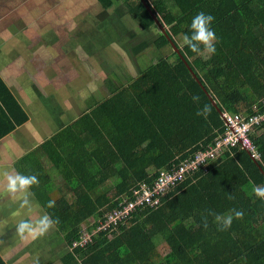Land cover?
Instances as JSON below:
<instances>
[{
    "label": "trees",
    "instance_id": "16d2710c",
    "mask_svg": "<svg viewBox=\"0 0 264 264\" xmlns=\"http://www.w3.org/2000/svg\"><path fill=\"white\" fill-rule=\"evenodd\" d=\"M97 1L105 10L122 2L140 31L158 27L161 56L138 77L109 82L105 100L48 139L65 177L58 202L46 205L66 243L63 264H264V200L252 194L253 185L264 186V120L250 133L257 153L242 142L224 145L161 206L137 203L160 172L228 128L225 113H264V0H144L158 23L142 0ZM199 12L214 17L215 54L176 40ZM6 95L3 114L26 120ZM205 105L207 118L196 114ZM232 209L244 216L225 231L207 215Z\"/></svg>",
    "mask_w": 264,
    "mask_h": 264
},
{
    "label": "crops",
    "instance_id": "0c3cea01",
    "mask_svg": "<svg viewBox=\"0 0 264 264\" xmlns=\"http://www.w3.org/2000/svg\"><path fill=\"white\" fill-rule=\"evenodd\" d=\"M46 1L0 0V168L37 175L39 184L38 187L37 185L32 187L31 193L33 195L30 200L34 206L38 205L37 208H42L48 215L47 210L49 209L46 205L49 201L57 203L56 198L59 197L54 193V190L59 189V184L53 181L51 174L55 170H61L56 165L55 159L49 154V148L46 146L51 135L35 141L40 138H35L36 133L30 127L32 123H37L31 110L32 105L35 104L37 107L39 106L37 103H40L41 107H56L51 111L54 113L52 121L55 116H58L60 110L68 109L70 104L76 105L77 107L70 108L71 111L68 110L69 112L66 113L71 116L66 121L68 123L78 116L83 117L90 108L97 105L95 103L97 101L88 102L90 97L87 96V91H81L80 85L85 82L84 80H78L73 87H71L72 85L65 86V81L71 82L69 78L80 77V68L73 67L74 64L66 63L62 58L65 52L71 55L75 44L65 41L63 43L55 42L56 53L62 52L60 59L54 58L56 53L52 55L51 49L49 52L47 44L43 42V37L47 34V23H43L41 20V18H46V5L44 3ZM39 25L41 31L38 29ZM25 36L30 37L28 42L24 39ZM58 44H62L63 47ZM6 93L10 94L13 101L15 100L25 112L27 118L23 122L16 123V119L12 116L8 118L3 114L8 110L3 106L4 99L8 97ZM71 112L75 113L72 115ZM64 116L59 115L56 124H51L48 129L57 128L58 131L64 127L66 123L57 127V123H60L58 120H63ZM36 131L38 135L39 128ZM20 161L23 166L16 167L15 164ZM60 174L62 175L61 172ZM17 213L19 214L17 215ZM26 214V210L20 209L18 203L3 196L2 182H0V223L2 224L0 254L6 264H34L25 256H28L30 252L40 251L39 249L26 251L30 246L24 244L22 240L5 244L9 234H12L10 232L12 229L9 228L10 222L12 224L17 220L24 219ZM3 228H5V233ZM2 236L5 241L1 238ZM48 241L51 249L44 250L55 251L53 250L54 240ZM18 244L23 247L21 251L18 249ZM10 248L12 249L10 252L14 254L12 257H9ZM15 252H20L21 257L16 258L19 253L16 256ZM23 252L28 253L22 254ZM55 252L65 254L66 247L64 250ZM52 260H54L53 256L51 261L40 264H54ZM62 260L63 256L60 261L62 262Z\"/></svg>",
    "mask_w": 264,
    "mask_h": 264
},
{
    "label": "rangeland",
    "instance_id": "374dc122",
    "mask_svg": "<svg viewBox=\"0 0 264 264\" xmlns=\"http://www.w3.org/2000/svg\"><path fill=\"white\" fill-rule=\"evenodd\" d=\"M44 3L46 5V18H40L43 23H47V34L43 37V42L47 44L49 52L51 49L52 55L56 53L55 42L63 43L65 41L75 44L71 55L64 51L65 53L62 58L64 62H69V64L75 65L73 67L80 68V77L69 78L71 82L65 81V86L72 85L71 87H73L78 80H84L85 82L81 83L80 88L81 91H87L86 94L90 97V101L88 102L103 100L109 94V82L114 81V84L117 81L119 84L124 79L128 80L132 77H138L151 63V60L159 59L161 56V51L156 47V43L154 42L160 35L158 27L153 26L151 29L140 31L138 22L128 15L122 2H115L106 10L100 6L97 0H47ZM38 29L41 31L40 25ZM24 39L28 42L30 37L25 36ZM176 40L182 46V39L177 37ZM20 43L23 42L20 41ZM58 45L63 47L62 44ZM164 52L162 53L164 54ZM61 54L62 52L56 53L54 58L60 59ZM37 104L39 106L35 107V104H33L31 109L34 120L37 123H32L30 126L33 132L36 133L35 138H40L35 141L56 133L57 128L49 130L48 126L56 124L59 115L64 116L69 112L68 110L71 111L70 108L77 107L74 104H70L68 109H59L58 116H55L52 121L54 113H51V111L56 107H41L40 103ZM71 113L73 115L75 112ZM69 118L71 116L68 113L63 117V120H58L60 123H57V127L62 126ZM234 119L232 118V121ZM38 128L39 133L37 135L36 129ZM40 128L43 129L40 130ZM15 165L16 167L23 166L21 161ZM51 177L58 184L65 183V177L63 174H60L59 170L53 171ZM54 193L58 196L61 195L59 190H54ZM56 200L58 201V198ZM43 214L46 213L42 208L35 207L31 215L26 214V217L23 218L35 220ZM18 221L12 224L10 222L9 228L12 229L11 232L14 236H8L5 244H8V242L16 243V239L20 238L15 231ZM1 230L2 224L0 223ZM3 231L5 233V228H3ZM55 231L53 226L45 235L35 240L30 237L20 238L24 244L30 246L26 251L40 250L30 252L25 258L32 260L34 264H40L51 261L53 256L54 260L52 261H54V264H63L60 259L64 254L55 251L64 250L66 243L57 236ZM1 238L3 239V236ZM51 238L55 242L53 247L55 251L52 252L44 250L51 249L48 241ZM20 246L18 244L19 251L23 248ZM163 247L165 248V245ZM11 250L10 248L9 257L14 255L10 252ZM15 253L16 256L19 253L16 258L21 257L20 252ZM24 253L28 252H23L22 254Z\"/></svg>",
    "mask_w": 264,
    "mask_h": 264
},
{
    "label": "clouds",
    "instance_id": "9594fccd",
    "mask_svg": "<svg viewBox=\"0 0 264 264\" xmlns=\"http://www.w3.org/2000/svg\"><path fill=\"white\" fill-rule=\"evenodd\" d=\"M214 21V17L211 14L204 12L197 13L191 20L189 25V33L183 36L182 47L186 46L191 52L200 54L201 46L208 54H215L216 47L214 41L216 40V34L211 27ZM194 102H199L198 96L192 97ZM210 113V107L205 105L203 108L197 111L198 116H204L207 118ZM0 182H2V194L12 202L19 204V208L26 210L28 215H31L34 211V206L30 200L33 195L31 189L33 186L39 184L37 175L23 174L18 171L8 170L0 168ZM251 183V181H249ZM252 194L264 200V186L253 185ZM232 199L233 197H229ZM55 204V201H49L47 207L51 208ZM161 206V205H160ZM19 213H17L18 215ZM214 217V222L218 225V230L225 231L232 225L233 219H243L244 213L241 210L232 209L226 215L215 214L212 212L207 213ZM207 215L202 218V223L205 228L208 226ZM58 220L52 219L49 215L43 214L38 216L35 220L21 219L18 221L15 227L17 235L24 239L30 237L35 240L38 237L45 235L49 229H51Z\"/></svg>",
    "mask_w": 264,
    "mask_h": 264
},
{
    "label": "built area",
    "instance_id": "2783aa9c",
    "mask_svg": "<svg viewBox=\"0 0 264 264\" xmlns=\"http://www.w3.org/2000/svg\"><path fill=\"white\" fill-rule=\"evenodd\" d=\"M224 117L228 128L223 133L215 137L214 141L203 149L195 151L192 156L182 159L176 165H173L171 169L160 172L153 188L144 191L137 203L143 204L142 201H146L153 207L160 206L161 197L168 194L172 188L192 177L199 169L208 166L211 160L217 158L223 152L224 145L242 142L247 149L254 150L257 153L250 133L255 124L264 120V113L250 115L249 117L225 113ZM232 118H235L234 121H232ZM134 205V203L130 204L129 207H134ZM87 241L85 239L82 243L85 244ZM76 245L78 246V243Z\"/></svg>",
    "mask_w": 264,
    "mask_h": 264
},
{
    "label": "water",
    "instance_id": "95a60500",
    "mask_svg": "<svg viewBox=\"0 0 264 264\" xmlns=\"http://www.w3.org/2000/svg\"><path fill=\"white\" fill-rule=\"evenodd\" d=\"M142 3H143V5L146 7L147 11L150 13V15L152 16V18L154 19V21H155L156 23H158L157 18H156L155 15L152 13V11L149 10V7H148V5L145 3L144 0H142ZM162 32L164 33V31H162ZM171 44H172V43H171ZM175 50L177 51L176 48H175Z\"/></svg>",
    "mask_w": 264,
    "mask_h": 264
}]
</instances>
